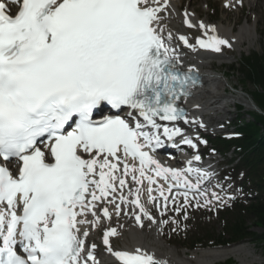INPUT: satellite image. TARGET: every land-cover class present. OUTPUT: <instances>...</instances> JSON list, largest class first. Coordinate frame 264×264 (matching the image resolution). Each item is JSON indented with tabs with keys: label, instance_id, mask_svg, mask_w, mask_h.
Segmentation results:
<instances>
[{
	"label": "snow or ice",
	"instance_id": "1",
	"mask_svg": "<svg viewBox=\"0 0 264 264\" xmlns=\"http://www.w3.org/2000/svg\"><path fill=\"white\" fill-rule=\"evenodd\" d=\"M169 6L0 0V264H99L90 228L113 213L128 215V206L139 227L142 218L157 223L144 196L161 216L172 205L185 220L191 201L209 210L226 203L214 191L209 198L202 183L211 173L192 160L177 169L152 155L164 146L161 137L197 147L177 122L199 123L180 104L200 80L194 68L181 70L172 33L163 35L160 14ZM184 23L196 26L187 12ZM199 28L204 38L194 45L178 40L193 51L231 47L214 27ZM11 163L19 166L15 175ZM118 235L116 227L102 235L116 264H162L139 248L115 250L110 238Z\"/></svg>",
	"mask_w": 264,
	"mask_h": 264
},
{
	"label": "bare ground",
	"instance_id": "2",
	"mask_svg": "<svg viewBox=\"0 0 264 264\" xmlns=\"http://www.w3.org/2000/svg\"><path fill=\"white\" fill-rule=\"evenodd\" d=\"M223 1L225 5H229L228 7H226L227 9L237 10V5L240 2L242 3L244 0ZM257 2L258 1L256 0H249L248 5L249 7H251V9L258 8V5L256 4ZM180 3L181 0H178L177 2H170L168 11L163 12V14L169 13L170 18L166 22L161 20L160 24L165 29L163 33L165 37L167 36L168 32L172 33L173 40L170 43V47L175 49L176 54L179 56L181 65L184 68L192 67L201 70L202 74H204L205 76L206 83L204 87L195 92L194 99L188 103V107L195 115L194 118L199 119L206 112L221 111V109H216L215 107L219 105L221 101L226 100V98L223 96V92L225 91L224 88L228 84L225 80H223V76L220 77L214 71V64L213 62H210V58L203 59L201 58V55H197L200 56L197 57L196 55H192V53L186 51V49L179 47L180 41L178 40V36L183 35L186 37L188 35V31L183 28L185 16H183V13L179 12ZM188 14L190 21L194 25H196L195 29L202 32V30L199 28L200 20L198 19V16L191 11H188ZM177 20L182 22V26L178 25ZM203 23L208 26L207 21H203ZM217 30L221 36L229 40L231 44L234 45V48H236L237 51L241 50L242 46H245L246 42H251L254 40L252 38L253 33H251L247 28L242 29L238 32H236L234 28H231L230 30L218 28ZM230 88L232 87L230 86ZM223 110H225V108ZM210 120H212V118ZM203 170H206V168H204ZM193 182H195L194 179ZM128 208V215L122 214L124 216V220H128L131 224L129 230V239L131 245L128 248L125 247V249H123L125 251L135 252V250L139 248L154 255V257L158 261H161L162 264H192L193 262L196 264H213V262H215L216 260L227 259V257L230 259L234 258L242 264H246V261H248V264H262L259 259L251 256V253H249L250 250L247 245H239L229 249H208L202 251L199 255L194 254L193 256L181 257L173 249L165 248V246L159 240V235L155 232L157 229L156 227L155 230H152L151 235H147L142 230V228L136 224L134 216L132 215L134 211L133 208L131 206H129ZM135 211L138 213V210ZM110 226L114 227L113 224H111ZM93 236H96V234H92L90 237H88L89 242H93L95 240ZM106 256L112 264H115V261H113V258L109 253H107Z\"/></svg>",
	"mask_w": 264,
	"mask_h": 264
},
{
	"label": "rangeland",
	"instance_id": "3",
	"mask_svg": "<svg viewBox=\"0 0 264 264\" xmlns=\"http://www.w3.org/2000/svg\"><path fill=\"white\" fill-rule=\"evenodd\" d=\"M254 1V0H253ZM182 4H181V8L185 9V6H189L191 8L192 11H194L196 14H198L200 16L201 19L204 20H210L209 16H208V12L205 9V3H211V4H216V3H220L219 0H181ZM259 3V4H258ZM258 5V8H254L251 9V7H249L247 0L245 1L244 4V9L242 10V13L237 14L235 12H230V14L224 10L222 11L223 15H221L219 17V22H218V26L222 27L223 29H227L229 30L233 24L236 23L238 24L240 21V26L237 28L239 31L240 29H245L247 28L251 33H253L252 38L255 40L251 41L250 43H246L245 46L242 47L241 50H239L238 52L241 51V53H230L227 52L228 54H226V59H212V62L214 64V71L220 76V77H224L223 80H225L227 82V86L224 88V90L226 91L225 93L223 92V96L226 98V100L221 101L219 103V105L216 106V108H221L223 109L227 104H233V102H244L247 107H252L251 106V100L249 98H242L239 96V94H232L230 93V86L235 89H237V93H250L251 91H253V88L250 87H243L241 84V78L237 75V74H233L231 72V70L229 69V67H231L233 65V63L235 64L236 61L235 59H240V57L242 55H248L249 53H264V1H259L256 3ZM255 4V6H256ZM250 9L252 10L253 13H251ZM257 9V10H256ZM185 12H187L185 10ZM255 12V13H254ZM251 16L250 20H247L248 16ZM170 18L169 13H166V15L163 16V21L166 22L168 19ZM239 20V21H238ZM178 25L181 26V21L177 20ZM201 32V31H199ZM258 33H260L261 35H258ZM192 34V37H194L195 35H197L198 33L195 31H190L189 35ZM234 49V48H233ZM236 54L233 58L232 55ZM245 100V101H244ZM248 103V104H247ZM250 104V105H249ZM229 112V114H225ZM211 115H213V113H211ZM218 121H217V125H221L223 123L224 120L229 119V120H233L236 119L239 120V116L238 114H236L235 109L231 106L228 111L225 110V112H221L218 114ZM225 116V117H224ZM244 118L246 120H249V117L244 115ZM211 198V197H210ZM226 201V200H225ZM203 203V202H202ZM215 204V202H214ZM193 208V206H191V209ZM187 212L190 213V209H187ZM190 216V215H189ZM187 216V217H189ZM122 223V222H121ZM210 228H212V230L217 232H221L222 226H221V222L217 219V220H212V222L210 223ZM255 233L258 234H262L264 231L263 230H259L254 228L253 230ZM191 233L195 234V230H190L188 231V233L186 234L187 236H191ZM151 235V233H150ZM169 234L167 232L165 240L163 241L165 243V245L163 244L162 241H160L165 247L166 249L172 248L173 250H175L178 254L180 255H192V254H187L184 250L180 251L177 250L175 247L173 246H169L168 245V239ZM160 238V235H159ZM181 238H183L181 236ZM160 240V239H159ZM167 241V242H166ZM113 248L116 249H120L122 247L126 246H130L131 242L129 239V233L127 231V228L125 229V231L120 235V238H113L110 240ZM173 243L175 244H181V242H178L177 239H173L172 240ZM247 247L249 248V253H251V256L254 258H257L260 260V262L262 264H264V245L261 244H252V243H248L246 244ZM195 254V253H193ZM226 261H229L228 264H242L241 262H238L236 259L234 258H228L227 259H220V260H216L215 262H213V264H219V263H224ZM248 264V261H246ZM250 262V260H249ZM192 264H196V263H192Z\"/></svg>",
	"mask_w": 264,
	"mask_h": 264
},
{
	"label": "trees",
	"instance_id": "4",
	"mask_svg": "<svg viewBox=\"0 0 264 264\" xmlns=\"http://www.w3.org/2000/svg\"><path fill=\"white\" fill-rule=\"evenodd\" d=\"M239 77L244 86L253 88L252 99L264 111V57L252 56L245 59L240 68L232 69ZM241 110L242 107H239ZM253 122L245 123L240 131L243 138L240 141L233 142L238 146L244 155L243 165L250 168L255 173L264 172V136L260 135V129H264V116H252ZM224 150L231 147V144L217 141ZM262 177L260 183L263 186L264 173L260 172ZM264 187V186H263ZM264 188L261 189L260 197L249 207L242 208L232 214L230 222L227 223L224 235L216 236L213 234L209 239L216 243L227 245L250 240L255 243H264V234L259 236L250 231L247 221H253V226L264 229ZM243 211V213H242ZM243 214H241V213ZM227 237V239H225Z\"/></svg>",
	"mask_w": 264,
	"mask_h": 264
}]
</instances>
